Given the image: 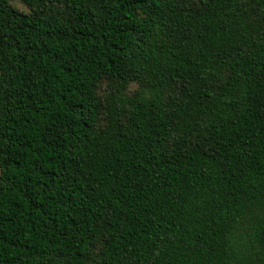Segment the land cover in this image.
I'll list each match as a JSON object with an SVG mask.
<instances>
[{
	"label": "trees",
	"instance_id": "1",
	"mask_svg": "<svg viewBox=\"0 0 264 264\" xmlns=\"http://www.w3.org/2000/svg\"><path fill=\"white\" fill-rule=\"evenodd\" d=\"M19 1L0 264H264V0Z\"/></svg>",
	"mask_w": 264,
	"mask_h": 264
},
{
	"label": "rangeland",
	"instance_id": "2",
	"mask_svg": "<svg viewBox=\"0 0 264 264\" xmlns=\"http://www.w3.org/2000/svg\"><path fill=\"white\" fill-rule=\"evenodd\" d=\"M14 4H15L18 8L22 9V10H27V9L22 5V3H21L19 0H14ZM104 86L106 87L107 85L104 84Z\"/></svg>",
	"mask_w": 264,
	"mask_h": 264
}]
</instances>
